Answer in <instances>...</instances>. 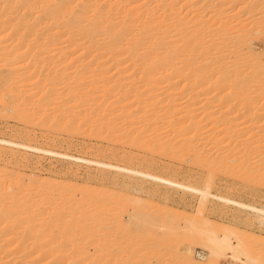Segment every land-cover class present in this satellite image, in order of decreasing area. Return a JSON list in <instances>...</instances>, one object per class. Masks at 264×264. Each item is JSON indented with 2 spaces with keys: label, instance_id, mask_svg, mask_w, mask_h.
Returning <instances> with one entry per match:
<instances>
[{
  "label": "bare ground",
  "instance_id": "6f19581e",
  "mask_svg": "<svg viewBox=\"0 0 264 264\" xmlns=\"http://www.w3.org/2000/svg\"><path fill=\"white\" fill-rule=\"evenodd\" d=\"M0 118L28 139L81 136L80 149L128 161L0 137L8 164L29 151L83 161L132 194L163 184L264 225L261 203L211 190L264 187V0H0ZM18 167L0 166V264H264L262 238ZM182 169L196 179L174 178Z\"/></svg>",
  "mask_w": 264,
  "mask_h": 264
},
{
  "label": "rangeland",
  "instance_id": "374dc122",
  "mask_svg": "<svg viewBox=\"0 0 264 264\" xmlns=\"http://www.w3.org/2000/svg\"><path fill=\"white\" fill-rule=\"evenodd\" d=\"M256 47L259 48V45H256L255 48ZM19 128H20V124L17 120L14 121V119H12V118H9L7 120L4 118L3 119L0 118V137L10 138V139H13L16 141H21V140L27 141V142H30L32 144L36 143V144H39V145L44 146L46 148H51V149L53 148L54 150H57V151H61V150L67 151L73 155H75V154L76 155H82V156L84 155V157H89V158H93V159L94 158L95 159L96 158H99V159H101V158L105 159L106 158L105 160H109L111 158L110 156H108V153H105V155L108 158L110 157L109 159H107V157L103 154L102 155L104 157L97 152L93 153L95 151L94 148L83 146L80 149L81 145H83L82 142H85V139L81 136H79L77 139H73L74 144H71V145H67L66 143H63V144L61 143L62 144L61 145L60 143H57V142H54L53 144H51L52 142H48V141L46 142V140L41 139V138H36L33 140L28 139L18 132ZM39 132L40 131H38V133ZM82 140H84V141H82ZM80 142H81V144H80ZM86 142L89 144L92 142H96V140L90 139V141L87 140ZM96 143L99 145L101 144V145L100 146H94V147H101L102 145L105 146V144H106V143L100 142V141H97ZM56 146H57V148H56ZM104 146H102V147H104ZM96 153L99 155H96ZM20 155L21 156L23 155L22 158ZM24 155L25 154H23V153L19 154L20 159H23V160H21L22 163L19 161L20 164H18V162L16 163L15 160L12 161L11 159H10L11 162L8 164V162H7L8 160L6 159L7 161H5V159H4L5 156H2V157L0 156V163H1L0 166L4 165L5 162L7 163V165H9V167L11 169L17 168V165H18L19 166L18 168L21 171H23V173H25V174H28L29 172L30 173L33 172L34 174L38 175L40 178L45 179L46 177L47 178L49 177L52 180L56 179V181L64 183V184H66V186L67 185H69V186L75 185V187L79 186L77 188L88 187V188L96 189L99 191L100 190L110 191V192L116 194L117 196H119V195H123V196L124 195H130V196L133 195L132 197H135V196L139 195L141 199H144L143 202H146V204L153 205L154 207L166 206L167 208H169V210H171L170 212H172V213L174 212V214H176L175 216H177L176 220L178 222H182L183 220H185L187 218L188 219L190 218L191 220L194 219V220L199 221L201 218L204 217L207 220H209V222L212 224V226H214L216 229H218V232H221L220 227H222L223 225L229 226V227L235 229V231L238 234L242 235L243 237L249 235L252 238L255 237V239H257V240L262 238V239H260L262 241V245H258V248L264 247L263 246V243H264V225H260L255 220V218L253 216H251V214H249V212L244 208H240V207L236 208V207H233L230 205H228V206L221 205L220 201H218L216 199L214 200L213 198H211L210 201H208L207 204L205 205V208L201 209L198 207V199H197L195 194H193L189 191L184 192L181 190H177L175 188H170V187L168 188L167 186H165L163 184L161 186L160 185L157 186L155 189V191L158 190L159 193H157L158 191H156V193H154L155 191L154 192H152V191L154 190L155 187L148 182H144L141 185L144 187V189L146 191L145 193L144 192H140V193L134 192L132 194V192L130 190L128 191V188L126 186L122 185L124 181L128 180L126 177H123L121 175H115L114 173H112L108 170L104 171L102 173L99 170H97L95 165H93V164L85 163L83 161L74 162L72 160L62 159V158L57 157V156H50V157L44 156V155L42 156V154L34 153V151L33 152L29 151V153L26 154L27 157ZM23 157L25 158V160ZM35 160L38 161V163H35L36 162ZM111 160H112V162H119V164H123V165L128 164L127 163L128 161H126L124 159L122 160V158H118V157H115L113 159L111 158L109 161H111ZM32 161H33V163H32ZM24 162H25V164H23ZM14 163H15V165L16 164L17 165L15 166ZM143 166H145V165H142L141 167H143ZM152 166H150V169L152 171H157V172L161 171L162 173H166L161 168L155 167L156 165L153 167ZM157 169H159V170H157ZM180 173L184 174L185 173L184 169H182L179 172L178 175L180 177L178 175H177V177H176V175H174V178L181 180L182 176ZM167 174H169V173L167 172ZM185 174L183 175L182 178L183 179L185 178L187 180L184 179L183 181L191 182L193 178L196 179V177H194V176H197V175H193V177L191 179V177L190 178L186 177ZM195 179H193V180H195ZM221 182L222 181H220V183L218 182L219 185L215 184L216 186L215 185L213 186L215 188H213V187L211 188L213 193L218 192V194L229 195V196H232L234 198L236 197V199L241 198L240 200H243L245 202L264 205V200H263L264 199V197H263L264 196V187L263 186L258 187L259 189L256 190V192L258 191L259 193L258 192L256 193L255 191H253L251 194V192L243 193L239 189H238V191H236L237 190L236 186L230 187V186L225 185V187H227V188L222 187L224 185H223V182H222V184H221ZM70 184H73V185H70ZM213 190H215V191H213ZM147 191L149 194L147 193ZM254 192H255V194L253 195ZM152 193H154V195ZM240 194H242V195H240ZM114 207L116 209L118 208V211L121 212V216L126 220L127 219L126 212L123 213L124 207H121L118 204H116ZM199 245L200 244L193 245V254L197 260L205 261L207 250L205 248H203L202 246H199ZM218 261L220 264L221 263L222 264H235L236 263L235 261H232L229 258L228 254L225 256V258L220 257Z\"/></svg>",
  "mask_w": 264,
  "mask_h": 264
}]
</instances>
